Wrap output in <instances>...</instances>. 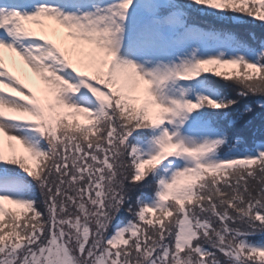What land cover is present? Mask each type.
<instances>
[{
    "label": "snow or ice",
    "instance_id": "1",
    "mask_svg": "<svg viewBox=\"0 0 264 264\" xmlns=\"http://www.w3.org/2000/svg\"><path fill=\"white\" fill-rule=\"evenodd\" d=\"M245 22L264 0H0V264H264Z\"/></svg>",
    "mask_w": 264,
    "mask_h": 264
},
{
    "label": "trees",
    "instance_id": "2",
    "mask_svg": "<svg viewBox=\"0 0 264 264\" xmlns=\"http://www.w3.org/2000/svg\"><path fill=\"white\" fill-rule=\"evenodd\" d=\"M199 17H201V18H206L207 20H211V19H212V17H203V16H199ZM230 27H232V25H230ZM236 28H238L239 30H241V31L244 32V33H248V32H250V29H249V28L244 27V26H242V25H237ZM255 37H256V36H255ZM260 125H261V121H260V119H258V120L256 121V123H255V126H256L257 128H259ZM126 216H127V214H125V217H126Z\"/></svg>",
    "mask_w": 264,
    "mask_h": 264
},
{
    "label": "rangeland",
    "instance_id": "3",
    "mask_svg": "<svg viewBox=\"0 0 264 264\" xmlns=\"http://www.w3.org/2000/svg\"><path fill=\"white\" fill-rule=\"evenodd\" d=\"M258 27L260 26L261 28H264V26H262L259 22L255 23ZM82 119V118H81Z\"/></svg>",
    "mask_w": 264,
    "mask_h": 264
}]
</instances>
